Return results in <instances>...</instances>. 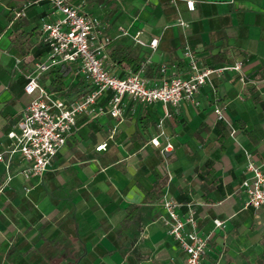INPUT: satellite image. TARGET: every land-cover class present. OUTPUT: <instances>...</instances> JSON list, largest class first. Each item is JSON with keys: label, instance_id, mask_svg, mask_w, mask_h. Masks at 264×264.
Returning <instances> with one entry per match:
<instances>
[{"label": "crops", "instance_id": "1", "mask_svg": "<svg viewBox=\"0 0 264 264\" xmlns=\"http://www.w3.org/2000/svg\"><path fill=\"white\" fill-rule=\"evenodd\" d=\"M69 1L112 36L107 64L115 74L141 65L153 85L189 77L192 61L208 68L241 62L242 71L212 74L178 108L126 95L121 122L107 112L108 92L103 111L78 117L41 177L23 176L19 153L9 168L0 161V264L181 263L185 254L162 220L165 195L194 203L199 231L210 235L204 264H264V207H245L241 188L251 175L244 148L264 169V0H194L193 10L186 0ZM57 17L48 0H0V152L32 98L27 75L49 53L42 25ZM121 27L129 35H119ZM137 33L147 45L134 41ZM70 65L63 87L50 86V71L40 76L67 100L84 91L78 64ZM161 120L173 144L166 154V136L161 146L151 142Z\"/></svg>", "mask_w": 264, "mask_h": 264}, {"label": "built area", "instance_id": "2", "mask_svg": "<svg viewBox=\"0 0 264 264\" xmlns=\"http://www.w3.org/2000/svg\"><path fill=\"white\" fill-rule=\"evenodd\" d=\"M48 1L53 6V13L58 15L42 25L43 40L49 47V53L45 60L37 62L35 73L27 75L25 92L32 98L23 108L17 122L19 131L8 132L12 141L0 152V161H4L8 168L13 156L19 153L27 164L21 171L27 179L44 175L54 157L66 145L68 137L76 130L78 117L83 113L103 111L100 98L108 92H111V96L107 112L121 122L125 115L123 98L126 95L143 103L160 101L165 106L178 108L182 100L194 99L200 88L211 82L212 74H221L224 70L242 71L241 62L208 68L192 61V72L187 78L177 76L151 85L142 75L143 68L120 76L108 67V47L113 38L106 33L102 34V22L95 16L80 12L78 6L69 0ZM186 3L189 9H195L194 0H186ZM27 6L18 11L16 16H26ZM181 23L188 25L184 21ZM119 35H129V32L121 27ZM133 39L138 44L147 45L139 33ZM157 43L158 40L153 39L149 45L155 48ZM65 63L78 64L79 73L90 85V90L80 98L67 100L56 97L40 81L42 74ZM215 112L219 119H225L222 107L217 106ZM162 123L163 120L160 122V134L151 140L156 146L162 144L159 136H166ZM167 140L163 148L165 154L173 146L168 137ZM106 146L107 142H104L97 149L102 150ZM243 151L247 158V169L251 172L241 183L246 193L245 207H264V169L255 163L250 150L244 148ZM11 177L9 175L8 179ZM162 203L166 210L162 220L185 254L184 260L178 264H204L210 235L199 231L194 203L181 202L167 195ZM215 223L221 225L218 220Z\"/></svg>", "mask_w": 264, "mask_h": 264}, {"label": "trees", "instance_id": "3", "mask_svg": "<svg viewBox=\"0 0 264 264\" xmlns=\"http://www.w3.org/2000/svg\"><path fill=\"white\" fill-rule=\"evenodd\" d=\"M114 56V58H121L123 56H121V52H117V51H114V53L112 54ZM121 56V57H120ZM126 57V56H124ZM141 65H138L137 68H135L134 70L136 72L140 71L141 70ZM74 72V68L72 65L70 64H62L61 66H58L56 68H53L49 74H52L53 76V81L52 83L50 84V86L52 88H56V87H60V86H64L65 85V81L73 74ZM82 77V76H81ZM82 84H83V93L81 95V97L83 95H85L89 90H90V85L86 82V80L84 79V77H82Z\"/></svg>", "mask_w": 264, "mask_h": 264}]
</instances>
